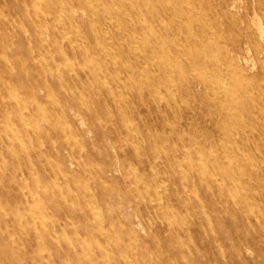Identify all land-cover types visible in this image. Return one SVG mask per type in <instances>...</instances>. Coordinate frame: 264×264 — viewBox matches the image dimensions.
Segmentation results:
<instances>
[{"label": "rangeland", "instance_id": "rangeland-1", "mask_svg": "<svg viewBox=\"0 0 264 264\" xmlns=\"http://www.w3.org/2000/svg\"><path fill=\"white\" fill-rule=\"evenodd\" d=\"M257 25L264 0H0V264H264Z\"/></svg>", "mask_w": 264, "mask_h": 264}, {"label": "bare ground", "instance_id": "bare-ground-1", "mask_svg": "<svg viewBox=\"0 0 264 264\" xmlns=\"http://www.w3.org/2000/svg\"><path fill=\"white\" fill-rule=\"evenodd\" d=\"M91 5V4H90ZM253 17H256V13L255 12H253ZM187 21V20H186ZM254 22V21H253ZM256 22V21H255ZM257 27H258V30H259V33H260V36L261 37H264V28H262V26L261 25H257ZM103 74V73H102ZM219 75V74H218ZM209 79V78H208ZM171 82V81H170ZM212 87V86H211ZM224 87V86H223ZM222 88V87H221ZM226 89V88H225ZM225 89L223 90V91H225ZM218 169V168H217ZM231 196V195H230ZM235 203V202H234ZM33 211V210H32ZM113 211V210H112Z\"/></svg>", "mask_w": 264, "mask_h": 264}]
</instances>
